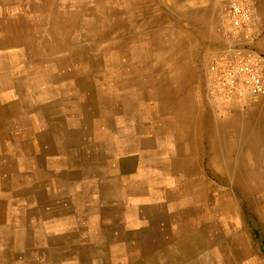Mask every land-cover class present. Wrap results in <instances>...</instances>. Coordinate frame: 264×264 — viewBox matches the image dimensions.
Masks as SVG:
<instances>
[{
  "label": "rangeland",
  "instance_id": "1",
  "mask_svg": "<svg viewBox=\"0 0 264 264\" xmlns=\"http://www.w3.org/2000/svg\"><path fill=\"white\" fill-rule=\"evenodd\" d=\"M45 1L0 0V25L4 24L0 26V39L7 38L4 31L11 30L9 24L19 23L16 20L29 15L31 9L42 13ZM56 2L61 20L60 12L80 8L83 0ZM65 15L68 22H75L69 33L81 40L82 18L69 19ZM45 29L48 33L49 26ZM45 37V41L38 37L29 45H10L8 40L0 45V264H58L60 260L61 264H72L73 252L81 250L85 256L87 237L91 236L88 221L95 217L93 207L100 204L101 184L107 172L114 169L119 157H137L142 143L149 146L145 152L155 160V150L162 149L166 138V131L159 126L172 118V110L149 99L146 109L154 120L151 123L143 99L126 94L117 98L109 92L104 79L109 76L110 66L105 58L93 60L91 70L80 69L70 54L83 45H53ZM161 38L166 37L163 34ZM166 47L155 45L154 49L161 56ZM133 52L128 57L121 50L122 79H135L138 90L144 86L152 90L150 75L154 81L161 76L152 74L147 62L135 77L129 66L133 64ZM81 53V58L89 56L86 49ZM211 55L189 68L184 80L187 84L179 96H189L206 112L207 125L216 117L224 121L251 112L264 102L262 96L226 111L210 101L205 81ZM158 60L152 69L157 68V73L167 70L166 62ZM115 70L112 66V72ZM120 91L123 94L127 90ZM123 122L128 126L124 127ZM261 124L263 129L264 121ZM257 145L264 150V143L258 140ZM209 166L215 175L216 166ZM213 173L207 169V183H202L211 193H206V199L213 203L221 198L232 199L235 217L229 212L217 213L230 218V225L242 224L248 229L253 236L254 254L259 257L256 259L264 264V218L260 213L264 212V198L258 193L247 195ZM157 188L156 194L165 195L162 187ZM96 212L99 215L100 211Z\"/></svg>",
  "mask_w": 264,
  "mask_h": 264
},
{
  "label": "crops",
  "instance_id": "2",
  "mask_svg": "<svg viewBox=\"0 0 264 264\" xmlns=\"http://www.w3.org/2000/svg\"><path fill=\"white\" fill-rule=\"evenodd\" d=\"M123 1L133 2L136 8H139L135 13L134 32L138 34L136 39L140 45H146L141 41H146L143 39L144 35H154L164 29L171 34L182 35L180 41L171 40L158 44L154 40L151 43L170 45L172 50H180L175 61L179 69L176 75L178 80L184 81L182 78L189 75L187 72L191 66L194 68L196 62L206 60L219 45H225L228 41L223 29L227 0ZM255 1L259 12L256 27L258 36L252 45L264 53V0ZM65 12L63 10L60 14L64 16ZM127 31L131 29L127 28ZM131 50L134 51L130 46L124 45L122 51L131 57ZM137 52H133V64H129L135 77L143 72L140 49ZM152 67V74L157 76V68ZM121 96L116 95L117 98ZM197 109L204 114L206 122V112L200 107ZM253 109L249 114L236 115L229 120L219 121L216 117L210 125L204 122V131L200 137V184L207 183V169L213 173L209 163L216 141L213 133L215 127L225 145L227 139L231 138L228 129L235 131V128L242 127L247 120L255 126L264 121V102L257 104ZM261 136L264 138V133ZM146 148L149 146H143L142 143L139 155L133 159L131 156L119 157L114 169L107 172L101 184L100 204L93 207L95 217L88 221L87 229L91 228V236L87 237L85 256L81 250L75 251L70 256L73 258L71 263L261 264L256 259H259L258 255L254 254L253 236L246 227H241L242 224L230 225V218H223L215 211L209 214L208 210L214 208L195 203L189 190H181L174 201L163 193H155L156 184L163 185L161 191L167 193V188L172 182L164 179L163 173L160 180V173L154 168L153 158L145 152ZM207 189L205 188L203 193L211 195ZM184 192L185 195H182ZM97 210L100 211L99 215ZM61 263L62 260L58 261V264Z\"/></svg>",
  "mask_w": 264,
  "mask_h": 264
},
{
  "label": "bare ground",
  "instance_id": "3",
  "mask_svg": "<svg viewBox=\"0 0 264 264\" xmlns=\"http://www.w3.org/2000/svg\"><path fill=\"white\" fill-rule=\"evenodd\" d=\"M56 1L46 0L42 13L34 8L33 10L31 9L32 11L30 10L29 15L16 20L19 23L12 22L9 24L8 27H11V30L4 31L7 38L5 40L0 39V45H4L2 43L7 42L6 40L9 41L10 45H25L24 42L29 45L38 37L45 41V36H48L49 39L47 41L53 42V45H83L77 50L74 49L70 54L80 69L91 70L94 63L93 60L99 61L101 57L105 58V62L110 66V72L107 80L106 78L103 79L108 83L111 94L118 96L121 94L122 97H125L126 94V97L131 96L133 99H143L145 104L142 106L145 109L147 107L146 101L153 99L160 102L161 107H165L166 110H172V118L170 120L161 124L162 126L156 124L166 131L165 145L162 146L161 150L158 148L155 150L156 156L153 162L155 169L160 173V180L163 173L164 179L168 178L166 180L172 182L170 187L167 188L168 192L165 193V196L174 201L178 198L181 190H189L195 203L210 205V207L214 208L208 210L210 211L209 214L214 211L222 214H228L229 212L235 217L236 205L232 199L221 198L215 201L216 204L214 206L212 200L206 199V193H203L205 188L199 182L200 177L198 175L202 172L199 163L202 151L200 137L206 122L204 121V114L197 109L189 96L186 95L179 98L181 91L185 89L184 86L187 84V81L178 80L176 77L179 69L175 61L176 55L180 50H172L171 46L166 45L165 51L159 56L157 50L154 49L155 45H151L154 40L158 44L170 42L171 40L180 41L182 35L171 34L167 29H164L154 35L153 33L144 35L143 39H146V41H141H144L146 45H140L136 39L138 34L134 32L136 29L134 24L135 13L139 9L136 8L135 3L123 0H83L81 7L77 11H74V8L70 10L71 7L65 10L69 19L71 17L72 19L74 17L82 18L81 27L83 33L80 40L79 36L78 38H73V33H69V28L72 29L75 26V22H70L73 20L68 22L66 15L62 16L60 20L59 11L61 10H59ZM62 7L65 8L66 6L63 5ZM45 16L49 22L45 20ZM44 22L49 26L48 33H45V26L47 27V25ZM0 26H4V24ZM127 28L131 29V31H127ZM163 34L166 38H161ZM124 45L130 46L135 52L140 49L139 56L143 62L142 69L145 68L144 65L147 62H149V68H151L153 62L160 58L166 62L167 70L157 73V75L161 76L160 79L154 81L150 75L149 83L153 85L152 90H146L145 86L138 90L135 79H130L129 82L122 79L123 71L119 57ZM84 49L89 53L86 59L81 58L83 54L81 52ZM112 66L116 68L115 72H112ZM110 77L112 80H110ZM182 79L185 78L183 77ZM1 83H3L2 80ZM120 89L127 91L122 94ZM109 105H112V101ZM108 107L111 110L110 106ZM146 110L150 115V110L149 112L148 109ZM251 112L246 113L249 114ZM150 118L152 119L151 123H154L151 115ZM112 123L113 125L115 124L114 122ZM235 124L237 123L235 122ZM123 125L124 127L128 126L125 125V122H123ZM152 125L155 126V124ZM261 125L260 122L258 126H255V124L247 120L242 127L235 128V131L228 129L231 138L227 139L225 145L220 140L217 127H215L213 133L216 141L214 142V149L211 151L212 160L210 163L217 168L218 172L215 175L228 179V183L232 187L239 188L247 195L258 193L261 198H264V150L261 151L257 145L258 140L264 143V138L261 136L264 133V128L262 129ZM125 131L130 132L131 129L125 128ZM160 145L157 144L158 147ZM156 185L159 186L158 184ZM162 186L160 185L159 188L155 186V188L160 189ZM182 195H185V192ZM260 213L264 218V212Z\"/></svg>",
  "mask_w": 264,
  "mask_h": 264
},
{
  "label": "built area",
  "instance_id": "4",
  "mask_svg": "<svg viewBox=\"0 0 264 264\" xmlns=\"http://www.w3.org/2000/svg\"><path fill=\"white\" fill-rule=\"evenodd\" d=\"M258 18L255 0H227L223 29L228 41L212 53L205 81L208 99L220 109L264 96V53L252 45Z\"/></svg>",
  "mask_w": 264,
  "mask_h": 264
}]
</instances>
